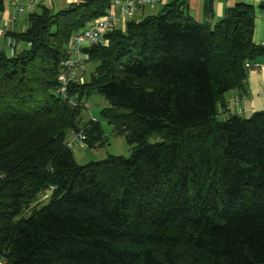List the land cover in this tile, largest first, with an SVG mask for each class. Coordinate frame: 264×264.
<instances>
[{
    "label": "trees",
    "instance_id": "1",
    "mask_svg": "<svg viewBox=\"0 0 264 264\" xmlns=\"http://www.w3.org/2000/svg\"><path fill=\"white\" fill-rule=\"evenodd\" d=\"M112 1L40 4L25 30H6L16 43L0 50V264H264V110L219 114L264 58L256 6L238 2L214 25L212 0L203 22L189 0L134 15L85 49L95 69L66 98L67 45ZM96 94L131 155L79 164L71 130L92 148L107 139L102 120L83 122Z\"/></svg>",
    "mask_w": 264,
    "mask_h": 264
},
{
    "label": "built area",
    "instance_id": "2",
    "mask_svg": "<svg viewBox=\"0 0 264 264\" xmlns=\"http://www.w3.org/2000/svg\"><path fill=\"white\" fill-rule=\"evenodd\" d=\"M46 0H28L27 2L14 1L12 3L17 15H23L34 11L40 4H45ZM169 0H113L106 13L92 21L87 26L76 31L67 45L68 58L64 62L62 71L60 72L58 93L68 98L69 87L73 82H83L85 63L88 59L86 48L96 44H107L108 34L118 28H125L128 21L134 17L138 10L147 7L156 8ZM16 19L13 22L16 23ZM6 33V31H5ZM15 40L7 37V44L10 47V54L15 53ZM248 68H262L264 63L261 61L248 62ZM76 104L75 101H70ZM82 106L87 108V101L81 102ZM71 138L68 139V146L77 143L86 144V133L81 130L79 132L71 130L69 132Z\"/></svg>",
    "mask_w": 264,
    "mask_h": 264
},
{
    "label": "crops",
    "instance_id": "3",
    "mask_svg": "<svg viewBox=\"0 0 264 264\" xmlns=\"http://www.w3.org/2000/svg\"><path fill=\"white\" fill-rule=\"evenodd\" d=\"M14 1L12 0L11 5ZM25 0L23 2H27ZM79 0H46L45 5L52 8L54 11H59L66 8L69 4ZM207 0H189L190 12L195 17L198 22H203L207 20L205 15V3ZM238 2H247L253 4L257 8V16L255 23V33L254 41L256 43H262L264 41V11L260 9V5L264 3V0H212L214 15L208 18L209 22L213 25L216 24L220 19L225 16L228 8L233 7ZM13 7V6H12ZM161 6H157L156 11L160 10ZM152 14L147 8L138 10L135 14V19L137 17H144L145 15ZM16 19V23L13 19ZM20 17L17 15L15 10V15L13 17L3 14L0 18V39L6 40L5 31L14 30L17 31L18 21ZM6 43V41H5ZM24 43L18 44V49L23 48ZM0 50H6L2 48ZM8 52V51H7ZM259 61L264 63V58L259 59ZM228 106L220 110V117L227 119L231 114H239L244 117H250L253 113L257 111L264 110V66L262 68H250L247 77V90L246 92L239 90H230L226 96Z\"/></svg>",
    "mask_w": 264,
    "mask_h": 264
},
{
    "label": "rangeland",
    "instance_id": "4",
    "mask_svg": "<svg viewBox=\"0 0 264 264\" xmlns=\"http://www.w3.org/2000/svg\"><path fill=\"white\" fill-rule=\"evenodd\" d=\"M19 2H23L25 0H18ZM12 0H6V10L3 14L9 15L13 17L15 15V9L11 5ZM149 12L156 13L157 11L155 9H151L150 7H147ZM39 10V8L37 9ZM29 13L19 15L20 19L18 21V27L17 31L25 30L29 26ZM137 20H140L142 18L137 17ZM6 41V43H5ZM6 48V50L9 52L11 51L10 47L7 44V37L6 40L0 39V49ZM88 60V59H87ZM96 64L94 62L87 61L85 63L84 73L83 77L84 79H89L91 73L94 71ZM87 105L88 107H84L83 111V122L93 118L96 120H102L103 127L107 133V139L106 142L96 148H92L87 145V143H77L71 146V150L75 156L76 161L79 164H87L91 161H100L105 158H107L109 155H123V156H130L132 146L128 143L124 135L117 134L113 126H111L107 121L103 120V117L101 115V111L104 107L109 105V102L101 95H93L92 98L88 101ZM221 118V117H220ZM71 138V135H68V139ZM156 137H152L150 139V142L156 141ZM48 195L46 194L41 198L40 201H38V204H43L48 200ZM37 204V203H36Z\"/></svg>",
    "mask_w": 264,
    "mask_h": 264
}]
</instances>
